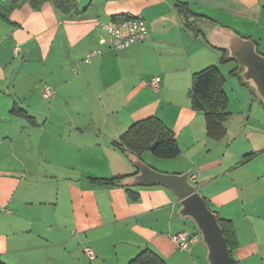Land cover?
Segmentation results:
<instances>
[{
    "label": "crops",
    "instance_id": "1",
    "mask_svg": "<svg viewBox=\"0 0 264 264\" xmlns=\"http://www.w3.org/2000/svg\"><path fill=\"white\" fill-rule=\"evenodd\" d=\"M178 1L264 50V0ZM175 2L76 0L65 13L52 1L33 9L21 0L0 17V259L6 264H129L145 250L166 264H204L199 237L186 228L170 190L100 181L137 172L115 142L148 116L159 117L179 147L177 156L161 160L163 167H153L190 170L208 207L232 224L235 263L264 264V122L250 116L261 111L264 120V106L237 75V62L222 60L208 31L188 25ZM123 15L143 19L148 37L123 49L101 44L99 23ZM212 65L227 103L222 130L209 136L205 112L191 105V83ZM46 84L54 90L49 98L41 94ZM227 88L250 92L262 110L240 112ZM15 105L33 120L11 113ZM182 230L192 237L183 250L169 237ZM85 245L95 259L84 255Z\"/></svg>",
    "mask_w": 264,
    "mask_h": 264
},
{
    "label": "water",
    "instance_id": "2",
    "mask_svg": "<svg viewBox=\"0 0 264 264\" xmlns=\"http://www.w3.org/2000/svg\"><path fill=\"white\" fill-rule=\"evenodd\" d=\"M201 26L208 31L209 44L226 50L227 56L238 63L241 67V79L253 89L264 106V54L258 51L256 43L226 26L210 22H204ZM155 144L156 142H153L150 149ZM127 156L137 172L123 177L121 184L128 187L155 185L166 187L179 204V216L191 219L200 233L201 241L206 247L208 264H235L227 239L219 225L217 213L208 207L197 186L190 182V170L183 173L161 172L145 163L140 156L133 153H128Z\"/></svg>",
    "mask_w": 264,
    "mask_h": 264
},
{
    "label": "trees",
    "instance_id": "3",
    "mask_svg": "<svg viewBox=\"0 0 264 264\" xmlns=\"http://www.w3.org/2000/svg\"><path fill=\"white\" fill-rule=\"evenodd\" d=\"M21 0H4L2 2V11L0 10V17H5V12L17 4ZM33 9H38L46 1H52L56 8L68 13L76 7V0H28ZM176 8L184 15L186 23L190 26L194 25V28H200L204 22L210 21L202 16L188 11V7L185 3L178 1L175 2ZM116 18V17H115ZM132 18L128 15L117 17V19H129ZM187 18H190L189 20ZM211 22V21H210ZM212 24H215L211 22ZM193 24V25H192ZM205 32L206 29L202 27ZM206 34V33H205ZM257 45V44H256ZM258 49V46H257ZM224 57L222 60L230 59L227 56V51L222 49ZM258 51L262 54L259 49ZM238 64V63H237ZM239 71L237 75L240 77L241 67L238 65ZM243 82V80L241 79ZM223 79L216 66H208L202 70L196 72L192 76L191 83V105L195 109H199L205 112L207 120L208 135H215V133L222 130L219 120L226 115L225 108L227 99L222 89ZM247 85L245 82H243ZM248 86V85H247ZM249 87V86H248ZM250 88V87H249ZM253 91V89L251 88ZM254 92V91H253ZM11 113L19 116H25L28 120L33 118L28 115L24 110L15 105ZM156 142L154 147L150 149V145ZM115 144L126 153H133L137 156H141L142 153L150 151L155 157L169 159L179 154V147L172 131L167 125L157 116H148L141 120L134 122L115 142ZM122 176L115 178L103 179L100 178L103 183H114L119 179L120 183ZM219 225L222 228L223 235L227 239V245L232 251L236 247V239L232 224L229 220H224L218 217ZM0 264H6L0 259ZM129 264H166L161 258L155 255L152 251L145 250L137 255Z\"/></svg>",
    "mask_w": 264,
    "mask_h": 264
},
{
    "label": "built area",
    "instance_id": "4",
    "mask_svg": "<svg viewBox=\"0 0 264 264\" xmlns=\"http://www.w3.org/2000/svg\"><path fill=\"white\" fill-rule=\"evenodd\" d=\"M99 27L101 35L99 42L101 44H108L114 49H123L130 46L135 42L142 41L148 37V29L146 23L141 18H129V19H117L111 22H100ZM264 46V44H263ZM20 51V44L15 43L12 48L13 56L18 57ZM90 54L86 57L89 61ZM158 78L153 77L151 79V85L155 88L157 86ZM41 94L44 98H49L54 94V90L48 84L44 85ZM192 175L191 178H194ZM169 237L176 244V246L183 250L187 249L192 237L186 230L169 233ZM83 253L88 260L96 258V253L91 246L85 245L83 247Z\"/></svg>",
    "mask_w": 264,
    "mask_h": 264
},
{
    "label": "rangeland",
    "instance_id": "5",
    "mask_svg": "<svg viewBox=\"0 0 264 264\" xmlns=\"http://www.w3.org/2000/svg\"><path fill=\"white\" fill-rule=\"evenodd\" d=\"M260 51H262L263 53H264V50H261V49H259ZM18 57H16V56H13L12 55V58H11V60H14L15 62L17 61V60H19V58L17 59ZM242 88V87H241ZM228 89V88H227ZM230 89V88H229ZM228 89V92L232 95V98H233V100L236 102V103H240L241 105H242V107L239 109V111L240 112H248V109L250 108V107H252V109H255V108H257V107H259V108H261V106H260V104H259V102L253 97V95L249 92V93H247V91H246V93H244V95H243V93H241V94H239L238 92H234L233 94L231 93V91ZM244 91H245V89H243ZM238 93V94H237ZM188 94V93H187ZM237 98V99H236ZM34 99L37 101V96L35 95L34 96ZM43 100H45V99H43ZM45 101H47V100H45ZM261 110H262V108H261ZM263 112H264V110H263ZM250 116H252V117H256L257 119H260L261 121H263L264 122V120H263V117H262V114H261V111H254L253 110V112L251 113V115ZM232 119H233V117H232ZM244 122H245V120H244ZM237 125V123L236 122H233L232 123V120L230 121V123H229V127L230 128H232V127H235ZM141 159L145 162V163H147L148 165H150L151 167H153V166H155V167H163L164 166V164H163V162L161 161V160H167V159H164V158H159V157H155V156H153L152 154H151V152L150 151H148V152H145V153H142L141 154ZM150 163V164H149ZM155 167H153L154 169H156V170H158V171H161V172H166V171H163V170H159V169H157V168H155ZM166 173H171V172H166ZM183 220L186 222L185 223V225H186V228L188 229V230H190V228H193L194 230H195V232L197 233V235H198V237H199V242H200V244H201V246H202V250H203V254H202V256H203V261L202 262H204V264H208V261H207V259H206V247H205V245L202 243V241H201V236H200V233L197 231V229H196V226H195V224H194V222L191 220V219H189V218H183ZM249 262H247V264H248ZM253 262H250V264H252ZM236 264V263H235ZM253 264H258V261L256 262V263H253Z\"/></svg>",
    "mask_w": 264,
    "mask_h": 264
}]
</instances>
